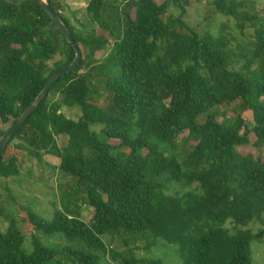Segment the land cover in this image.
<instances>
[{
    "label": "trees",
    "instance_id": "16d2710c",
    "mask_svg": "<svg viewBox=\"0 0 264 264\" xmlns=\"http://www.w3.org/2000/svg\"><path fill=\"white\" fill-rule=\"evenodd\" d=\"M47 3L82 59L12 136L0 179L20 175L17 158H5L12 143L37 161L51 155L93 215L85 223L54 205L45 221L17 205L21 218L10 216L0 231V264H162L135 254L159 241L176 248L181 264H252L248 226L264 224V17L236 0L211 4L239 36L252 31L244 44L229 33L200 35L181 19L182 6L166 21L167 3L154 0H89L90 29L81 32L55 0ZM74 57L38 0H0V122L9 124L0 138ZM234 104L251 113V126L240 115L222 114L227 124L219 123L212 113ZM63 108L81 114L70 120ZM248 144L257 155L239 151ZM21 224L39 234L30 252ZM122 235V252L101 239Z\"/></svg>",
    "mask_w": 264,
    "mask_h": 264
},
{
    "label": "rangeland",
    "instance_id": "374dc122",
    "mask_svg": "<svg viewBox=\"0 0 264 264\" xmlns=\"http://www.w3.org/2000/svg\"><path fill=\"white\" fill-rule=\"evenodd\" d=\"M59 6V13L63 15L70 23V25L77 31H85L90 29V23L86 17L85 8L89 0H55ZM157 4L161 5L167 3L168 12L165 16L166 21H174L178 19L182 14L183 7L184 13L181 19L189 27L197 31L200 35L205 33H213L215 36L225 35L229 33L231 37H236L238 42L247 44L250 41L249 33L239 36L234 28L232 20L225 19L217 15L214 11V7L211 5L217 0H187V4L184 0L179 3L175 0H154ZM243 2L246 5L259 12L264 17V0H236ZM212 31V32H211ZM107 51L100 53L97 56L99 58L105 57ZM59 57L56 56L53 60L47 63L49 68H53V65ZM49 99L58 100V96H50ZM107 103H104V106ZM63 115L70 119L76 120L80 116L79 109H62ZM213 114L217 115L219 123L227 124V120L224 119L222 114H226L228 117H235L240 115L243 121L248 125H252V116L250 112H242L239 109L238 104H234L224 110L214 109ZM204 117H200L198 122H202ZM9 124L2 125L0 122V131L7 128ZM16 143V142H15ZM6 152L5 158L8 159L15 156L18 160V166L20 169V175L17 178H11L8 180L0 179V231L5 232L9 225L10 216H14L19 220L20 214L17 205L23 207H30L35 214L44 219L50 221L53 216L54 205L61 212L67 216L77 218L85 223L89 222V219L93 215V209L90 208L85 200V195L79 193L80 191L75 188L76 182L72 178L61 173L57 167L59 161L47 154H43L42 160L37 161L34 158L27 156L23 152H19L14 149L13 144ZM57 144L59 147H65L67 144V137L60 136L57 138ZM244 154H254L257 152L254 150L251 144L243 146L239 149ZM11 192V195L16 198L15 202H11L8 197L7 190ZM77 190V191H76ZM176 190V189H174ZM21 218V217H20ZM264 219V216H263ZM230 228L229 225H227ZM20 230L26 237L24 250L30 252L31 250V236H38L39 234L29 230L23 224L19 225ZM248 229L253 235L252 241V264H264V224L252 223L248 226ZM124 235L119 236H103L101 239L106 243L107 247L115 252H122L125 248L122 245ZM42 241L45 244H59L58 239H47L42 237ZM138 246V244H137ZM132 247V246H131ZM135 252L138 258L148 257L149 259L160 260L162 264H181L177 254L176 248L165 244L162 241L157 242L149 252L141 249Z\"/></svg>",
    "mask_w": 264,
    "mask_h": 264
},
{
    "label": "water",
    "instance_id": "95a60500",
    "mask_svg": "<svg viewBox=\"0 0 264 264\" xmlns=\"http://www.w3.org/2000/svg\"><path fill=\"white\" fill-rule=\"evenodd\" d=\"M40 6L45 11L47 16L51 19L55 27L60 31L64 39L69 43L75 53L74 59L71 63L64 69H61L55 72L47 81L46 85L43 87L41 92L37 95V97L29 104V106L23 111L21 115L17 118L14 125L0 138V161L1 156L12 138V136L16 133V131L26 122V120L30 117V115L34 112V110L39 106L42 100L46 97L49 89L54 85L55 82L58 81L60 77L63 75L69 74L73 70H75L81 62L82 54L72 38L70 31L67 26L62 22L60 17L51 9L50 5L47 3V0H38Z\"/></svg>",
    "mask_w": 264,
    "mask_h": 264
}]
</instances>
